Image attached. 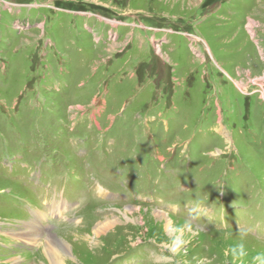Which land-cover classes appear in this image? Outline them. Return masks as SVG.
<instances>
[{
  "label": "rangeland",
  "instance_id": "374dc122",
  "mask_svg": "<svg viewBox=\"0 0 264 264\" xmlns=\"http://www.w3.org/2000/svg\"><path fill=\"white\" fill-rule=\"evenodd\" d=\"M50 239L60 264L264 253V0H0V264Z\"/></svg>",
  "mask_w": 264,
  "mask_h": 264
},
{
  "label": "bare ground",
  "instance_id": "6f19581e",
  "mask_svg": "<svg viewBox=\"0 0 264 264\" xmlns=\"http://www.w3.org/2000/svg\"><path fill=\"white\" fill-rule=\"evenodd\" d=\"M165 220V219H164ZM115 221V220H114ZM112 223L111 222H109V223H107V224H101L100 226H98V229L96 230V233H101L102 231H104L105 229H107V228H109L110 227V225H111ZM112 226V225H111ZM35 227H36V225H33L32 226V228H31V230H29L28 232H25V233H23L24 235H26V236H28L29 237V240H32L34 237H35V235H36V231H35ZM23 234H20V235H16L18 238H22V236H24ZM43 245H45V244H43ZM42 245V246H43ZM55 248L56 249H63V250H65L66 248H65V246L62 244V243H59V241H57V240H54V239H50V243H48V245L45 247V249H47V251H46V254L49 252V254L50 253H52V255H51V257H50V260H51V264H60L61 263V261L59 262V260H58V250H55ZM63 258V257H62ZM61 258V259H62ZM15 261V263L17 264L18 263V259L17 260H14ZM49 264V263H48Z\"/></svg>",
  "mask_w": 264,
  "mask_h": 264
},
{
  "label": "clouds",
  "instance_id": "9594fccd",
  "mask_svg": "<svg viewBox=\"0 0 264 264\" xmlns=\"http://www.w3.org/2000/svg\"><path fill=\"white\" fill-rule=\"evenodd\" d=\"M233 253L236 259H241L247 255V251L243 243L238 244L234 249ZM254 264H264V253L259 254L254 258Z\"/></svg>",
  "mask_w": 264,
  "mask_h": 264
}]
</instances>
